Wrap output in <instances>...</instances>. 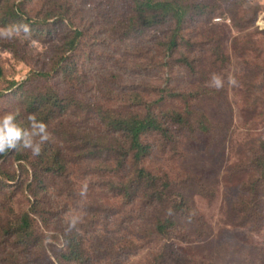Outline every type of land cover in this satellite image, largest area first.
<instances>
[{
    "label": "rangeland",
    "instance_id": "obj_1",
    "mask_svg": "<svg viewBox=\"0 0 264 264\" xmlns=\"http://www.w3.org/2000/svg\"><path fill=\"white\" fill-rule=\"evenodd\" d=\"M134 1H11L10 6L21 9L17 24L27 25L30 31L12 39L0 37V116L16 112L17 122L28 127L30 109L38 120H47L50 141L63 148L65 173L44 176L42 192L31 167L48 164V157L41 158L46 143L39 155L23 148L0 154V264H68L60 261L61 233L70 229L74 216L80 222L70 231L87 241L103 238L121 248L124 238L141 244L153 239L154 243L141 245L132 264H148L162 250L172 258L170 264L264 263L259 256L264 254V187L257 198L259 209L243 210L250 191L245 185L250 187L259 178L245 168L253 161L249 151L264 142V0H185L222 6L210 16H188L179 40L184 49L179 53L195 57L193 43L211 46L207 51L223 49L225 62L218 58L216 64L212 52L204 56L200 77L180 66V56L165 50L172 37L170 26L139 30L140 23H132ZM77 31L82 34L75 51L65 55L66 43ZM64 56L69 75L62 69ZM214 74L223 81L219 89L211 85ZM197 78L201 79L196 83L200 98L191 110L182 103L167 104L191 112L184 113L191 123L172 130V135L143 137L146 153L135 161L128 158L125 170L118 172L122 160L114 154L82 157L77 148L86 139L90 152L100 149L97 139H116L119 145L114 142L115 146L127 151L120 136L107 134L96 112L111 109L126 114L125 105L132 98L141 96L153 104L169 92L191 91ZM47 96L57 98L53 119L39 110L38 100ZM201 123L210 128L208 132L201 130ZM140 176L158 179L160 191L172 189L171 202L159 209L161 215L170 206L173 214L177 203L188 204V211L175 214L176 229L168 236L154 234L159 223L156 210H149L148 220L141 216L143 200L151 190L147 185L137 192L131 187ZM8 178L16 179L8 182ZM84 185L87 191L81 196ZM31 187L46 196L43 203L48 207L41 205V224L40 218L34 224L35 242L17 246L18 238L8 233L35 204ZM125 245L140 247L139 243Z\"/></svg>",
    "mask_w": 264,
    "mask_h": 264
},
{
    "label": "trees",
    "instance_id": "obj_2",
    "mask_svg": "<svg viewBox=\"0 0 264 264\" xmlns=\"http://www.w3.org/2000/svg\"><path fill=\"white\" fill-rule=\"evenodd\" d=\"M11 1L13 0H0V25L2 27L17 24L22 19V15L20 13L21 9L16 8V5L10 6ZM134 6L135 19L132 20V23H140V25H138L139 30L141 27H143L144 30L165 26H170L172 28V37L168 44L165 45V50L172 51V56H180V66L190 71L195 77L204 76V71L202 70L205 68L204 56L207 53H213L216 64L218 63V58L223 59L224 62L226 61L223 49L220 46H217L216 50L213 49L211 51H207V48L211 46H205L201 43H193V51L196 53V57L190 52L179 53L180 50H184L181 48L179 40H183L181 37H183V32L186 30V20L188 16L191 18L210 16L211 13H215L217 10L220 12L222 10V6L217 7L216 4L211 6L206 3H188L185 2V0H135ZM58 18L59 23H62L64 17L61 16ZM135 28L136 26H133L134 31ZM80 34L82 33L77 31L75 38L66 43L65 47L67 49L64 51L65 55L75 51ZM212 44L215 45V41H213ZM67 60L68 59L64 56L62 61L65 65L62 69L64 73L69 75V66L66 64ZM200 80L201 79L197 78L190 85L192 88L191 91H185L183 93L179 91L169 92L167 97H163L153 104H147L143 97L136 96L125 105L127 107L126 114L114 112L111 109H101L99 114L96 112L95 114L99 117V122L104 127L107 134L112 137L120 136L127 147V151H122V149L117 148L119 141L116 139H114V141H102L101 139H97L100 149L95 152L89 151V139H86L85 142L82 141L80 143L77 149L82 152V157L86 156L88 159L98 158L104 153L109 155L114 154L117 161H119V159L122 160L120 162V166L118 167V172H122L125 170L124 166L128 161V158L135 161L134 159H140L146 153L148 147L143 145V137L150 134L172 135V130L187 127L191 123V120H188V117L184 114L186 112L191 115V112H187L184 107L183 110L178 111V109H174L173 107H167V104L171 103L173 106H177V103H182L184 106H187L189 110H191L200 98L198 95L199 93H196V83ZM38 102L41 104V108L39 110H43L42 116L44 112H48L51 119H53L54 116L52 111H54L57 107V98L55 96L40 97ZM29 113L31 114L30 109L28 110V114ZM39 114L40 113H37V115ZM43 122L46 125L48 123L47 120ZM199 127L204 132H208L207 130L210 129L204 123H201ZM73 130L77 133L79 131V129L77 130L75 128H73ZM62 135H65V133H62ZM114 142L117 146H115L116 144H114ZM62 152L63 148H60L59 145L57 147L52 140H49L46 142V148L41 152L43 153L41 158L48 157V164L42 167L40 165H34L31 167L33 171L32 178L34 182H38L39 185H42V192L46 189V180L43 179L44 176H61L65 173V163L62 158ZM7 154L8 151L3 155L6 156ZM249 157L253 159V161L245 168L250 171H255L259 178L252 181L250 187L249 185L244 184L245 190H250L249 199L244 205V212H247L249 209H252V211L259 209V201L257 198L260 195V190L262 189L261 187H264L263 141L252 147L249 151ZM244 173H246L245 169ZM15 179L16 178H8L7 181L14 182ZM148 183L150 184L148 185ZM0 185H2L1 180ZM144 185L148 186L149 190H151V194L146 197V200H143V196L146 194L145 192L148 188H145V190L141 192L144 207L141 209V216L148 220L149 210H156L159 217H155V219L157 220V223H159L154 229V234L158 231L159 234L168 236L174 229H176L175 214L180 215V213L188 211V204L187 202H185V204L177 203L174 205L175 207H173V214L170 211V206L169 210L165 211V213L161 215L159 209L162 206H168L169 202H171L169 192L172 189L169 188L167 191H160L157 189L159 180L152 179L150 176L145 178L140 176L138 183L136 181L135 183H131V187H135L136 192L143 189L142 187ZM125 190H127L126 186L123 188V191ZM35 191L36 190H32L31 187V194L34 195L35 204L27 213L21 216V218L14 225L15 227L13 226L8 233L10 238H18V241L16 242L17 246H19V243L31 245L32 241L35 242V236L38 235V232L35 231L36 225L34 226V224L37 222V218H40L39 223L41 224V205L48 207L47 204L43 203L47 201L46 196L42 195L41 191L38 193H35ZM254 195H256L255 199H251ZM130 199H132V197H130ZM49 209L52 211L53 208ZM48 224L49 222L44 221L45 226ZM154 234L152 233L153 236ZM61 235L63 254L60 257V261H65V263L68 264H132L130 261L139 256L141 245H144L145 243H154L153 239H148L141 244L138 240L126 241L127 238H124L120 240L121 248H114L103 241V238L96 237L95 239L87 241L81 234L70 231V229L62 232ZM125 243L131 245L139 243L140 247L138 249L127 247ZM252 256L256 257L257 255L256 253L251 255V258L253 259ZM259 256L264 258V254H259ZM171 259L172 258H166L165 252L162 250L160 252V257L158 256L154 261L149 262L148 264H170Z\"/></svg>",
    "mask_w": 264,
    "mask_h": 264
},
{
    "label": "clouds",
    "instance_id": "obj_3",
    "mask_svg": "<svg viewBox=\"0 0 264 264\" xmlns=\"http://www.w3.org/2000/svg\"><path fill=\"white\" fill-rule=\"evenodd\" d=\"M23 33H29V27L24 24L8 25L0 28V37L12 39ZM230 83L235 84L234 79ZM211 85L217 89L223 86V81L220 76L214 74ZM16 112H7L0 116V154H5L8 150H31L33 155H39L41 146L51 139V133L48 131V126L41 120H38L35 114L27 116L28 127L22 126L17 122ZM87 185H84L80 195H85ZM80 222L79 216H74L70 222L69 228H74Z\"/></svg>",
    "mask_w": 264,
    "mask_h": 264
}]
</instances>
